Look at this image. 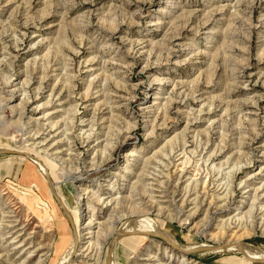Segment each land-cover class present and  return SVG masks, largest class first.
Segmentation results:
<instances>
[{
    "label": "rangeland",
    "instance_id": "1",
    "mask_svg": "<svg viewBox=\"0 0 264 264\" xmlns=\"http://www.w3.org/2000/svg\"><path fill=\"white\" fill-rule=\"evenodd\" d=\"M63 260L264 264V0H0V264Z\"/></svg>",
    "mask_w": 264,
    "mask_h": 264
},
{
    "label": "bare ground",
    "instance_id": "2",
    "mask_svg": "<svg viewBox=\"0 0 264 264\" xmlns=\"http://www.w3.org/2000/svg\"><path fill=\"white\" fill-rule=\"evenodd\" d=\"M205 73H206V72H205ZM206 74H207V73H206ZM208 74H209V73H208ZM4 82H5V81H4ZM6 82H7V81H6ZM6 82H5V83H6ZM65 86H66V85H65ZM87 91H88V90H87ZM87 94H88L87 92L84 93V94H83V98L87 97ZM2 101H3V100H2ZM16 123H17V122H16ZM174 135H175V134H174ZM183 145H184V144H183ZM128 155H133V154H132V152H130ZM148 157H149V156H148ZM43 170H44V169H43ZM126 198H127V197H125V199H126ZM126 200H128V198H127ZM126 200H124V201H126ZM126 202H127V201H126ZM64 209H65V208H64ZM89 220H90V221H88L87 224H89V223L91 222V219H89ZM87 224H86V225H87ZM104 228H106V227H104ZM106 229H108V228H106ZM105 231H106V230H105ZM106 232H107V231H106ZM106 232H105V233H106ZM125 232H126V231H125ZM154 232H155V231H154ZM155 233H156V232H155ZM121 234H122V233H121ZM97 235H98V234H97ZM75 236H76V239H77V238H78V237H77V234H76ZM92 237H93V236H92ZM117 237H119V236H117ZM93 243H94V242H92V244H93ZM90 246H91V245H90ZM73 248H74V243H73V245H72V248H70L69 251L67 252V254L65 255L66 257H68V256L71 254ZM88 248H89V247H88ZM88 248H87V249H88ZM91 248H92V247H91ZM85 249H86V248H85ZM110 249H111V248H110ZM255 252H256V251H255ZM110 253H111V252H110ZM110 253H109V254H110ZM253 253H254V252H253ZM257 253H258V251H257ZM257 253H255V254H257ZM261 253H262V252H261ZM257 255H259V254H257ZM64 258H65V257H64ZM66 261H67V260H63V261L60 262L59 264H66V263H67ZM65 262H66V263H65ZM110 263H112V262H110Z\"/></svg>",
    "mask_w": 264,
    "mask_h": 264
}]
</instances>
